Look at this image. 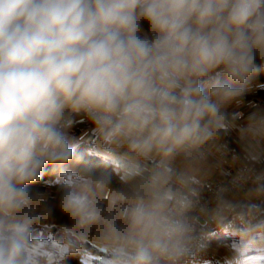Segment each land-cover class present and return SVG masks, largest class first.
Segmentation results:
<instances>
[{
  "label": "clouds",
  "instance_id": "9594fccd",
  "mask_svg": "<svg viewBox=\"0 0 264 264\" xmlns=\"http://www.w3.org/2000/svg\"><path fill=\"white\" fill-rule=\"evenodd\" d=\"M260 71L264 0H0V264H190L213 227L235 238L224 264H264V111L239 127L248 163L202 199ZM77 117L99 174L79 167ZM49 166L59 239L30 187Z\"/></svg>",
  "mask_w": 264,
  "mask_h": 264
},
{
  "label": "trees",
  "instance_id": "16d2710c",
  "mask_svg": "<svg viewBox=\"0 0 264 264\" xmlns=\"http://www.w3.org/2000/svg\"><path fill=\"white\" fill-rule=\"evenodd\" d=\"M142 27L143 29H145V32H147L149 29V25L147 24V22H142ZM257 63H260L259 59L257 60ZM249 88H253V91L252 92L248 91L247 94H244L240 98H242V100L250 99L260 105H264V71L258 72L251 79ZM88 124H91L89 120L82 118V117H77L75 122L68 129V131L73 130L75 133H77L81 129L86 127ZM226 136L227 134L223 135L222 137H226ZM92 146H93V143L91 140H85V139L78 140L77 152L82 154L83 156V159L79 167L81 169H88L96 174H99L102 171V167H103L102 161L97 156L89 154V150L92 148ZM238 149L241 150L240 148ZM71 166H72L71 164L68 165V167H71ZM111 186L113 188L121 187L119 178L115 174L112 175ZM30 187L33 190L48 192L50 194L49 202L53 205V208H54L55 223L46 225V227L52 230L49 232V238H51L52 233H53V235L57 239H59L60 234L56 229V225L68 223L69 221H68V217L61 213L59 206H58L59 193L61 191V186L57 182V175L52 170L51 166H49L45 170L39 183L30 185ZM40 235H44V233L41 232ZM206 238H207V244L210 248H213L214 246H219L223 242L230 241L233 239V237H231L230 235H227L224 232L214 227L208 230ZM65 264H80V261L78 258L69 257L65 261Z\"/></svg>",
  "mask_w": 264,
  "mask_h": 264
},
{
  "label": "built area",
  "instance_id": "2783aa9c",
  "mask_svg": "<svg viewBox=\"0 0 264 264\" xmlns=\"http://www.w3.org/2000/svg\"><path fill=\"white\" fill-rule=\"evenodd\" d=\"M238 114L236 121H242L245 118V112L241 108H237L229 112V116ZM71 133V131H68ZM94 144V142H92ZM220 145L223 147L224 152L226 153L224 159L225 163L221 166L220 171L217 176L214 178H208L205 183V187L202 193L203 201H207L209 206H211V198L214 193L220 187H229L233 176L236 174L237 170L248 162L245 160L244 151L239 150L234 144L231 137L226 136L222 137L220 140ZM237 157V162L235 165L231 163L232 157ZM216 162V157H211ZM256 172H264V161H261L259 164L253 166ZM207 245V250L199 252L196 254L194 260L190 261V264H213L217 262L218 255L214 248H210L207 244V238L205 239Z\"/></svg>",
  "mask_w": 264,
  "mask_h": 264
},
{
  "label": "crops",
  "instance_id": "0c3cea01",
  "mask_svg": "<svg viewBox=\"0 0 264 264\" xmlns=\"http://www.w3.org/2000/svg\"><path fill=\"white\" fill-rule=\"evenodd\" d=\"M248 91H249V92H250V91H253V88H249V89L247 90V92H248ZM239 102H240V103H238V102H234V103H236V104H235V105L233 104V106L231 105L230 107H227V108H226V111H227V113L229 114V112H231L232 110L237 109V108H241V109H243L244 112H245V118H244L242 121H235L236 124H237V128H235V129L229 131V132L227 133V136L231 137L232 140H233V142H234V144H235L238 148H240V149L243 151L242 145H241L240 140H239V127H240V126H244V125H246V123H247V117H248V115H250L251 110L254 109L255 102H253V103L250 104V105L248 104L247 106L244 105V104L242 103V101H239ZM241 103H242V104H241ZM92 128H93V125H92V123H91V124H88V125H87L86 127H84L83 129H81L79 132L75 133L74 135H71V134H69V135H70L71 137H74L76 140H77V138H78V140L85 139V140H91L92 142L95 143V137H94L93 134H92ZM93 145H94V144H93ZM210 162L213 163V164L216 163L213 159H210ZM219 171H220V168L216 169V170H215V171H214L209 177H207V179H208V178H214L215 176L218 175ZM211 206H212V205H211ZM211 206H210V207H211Z\"/></svg>",
  "mask_w": 264,
  "mask_h": 264
},
{
  "label": "rangeland",
  "instance_id": "374dc122",
  "mask_svg": "<svg viewBox=\"0 0 264 264\" xmlns=\"http://www.w3.org/2000/svg\"><path fill=\"white\" fill-rule=\"evenodd\" d=\"M144 31H145V29H144ZM250 92H252V91H250ZM245 94H247V91L245 92ZM239 101H242V103L244 105H246V106L248 104L250 105V104H252L254 102L253 100H250V99H244V100H242V98H239L238 101H234V102L240 103ZM234 102H232L227 107H230L231 105L233 106V104L235 105L236 103H234ZM255 111H264V105H260V104H258V103L255 102L254 109L251 110L250 114L253 113V112H255ZM248 117H249V115H248ZM248 117H247V119H248ZM68 134L74 135L75 132L72 130L71 133L68 132ZM77 141H78V138H77ZM234 242H235V238L233 237L232 240L225 241L222 244H220L219 246H214L213 247L216 250L217 255H218L217 262H214L213 264H224V257L228 254V250H227V247L226 246H230Z\"/></svg>",
  "mask_w": 264,
  "mask_h": 264
}]
</instances>
